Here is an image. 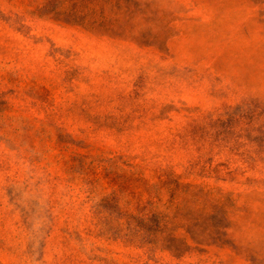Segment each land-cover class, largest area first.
I'll list each match as a JSON object with an SVG mask.
<instances>
[{
  "label": "rangeland",
  "instance_id": "obj_1",
  "mask_svg": "<svg viewBox=\"0 0 264 264\" xmlns=\"http://www.w3.org/2000/svg\"><path fill=\"white\" fill-rule=\"evenodd\" d=\"M0 264H264V0H0Z\"/></svg>",
  "mask_w": 264,
  "mask_h": 264
}]
</instances>
